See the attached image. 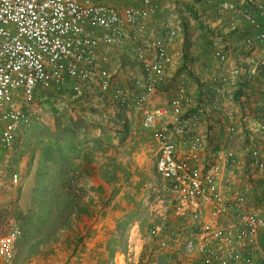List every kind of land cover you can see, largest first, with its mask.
I'll list each match as a JSON object with an SVG mask.
<instances>
[{"label": "rangeland", "instance_id": "rangeland-1", "mask_svg": "<svg viewBox=\"0 0 264 264\" xmlns=\"http://www.w3.org/2000/svg\"><path fill=\"white\" fill-rule=\"evenodd\" d=\"M223 1L161 0L154 22L178 29L176 62L149 107L167 104L185 84L194 100L189 113L200 109L196 133L211 151L231 149L238 156L223 184L246 192L249 209L264 214V177L256 167L264 156V44L248 43L254 26L219 12ZM231 1L242 6L246 0ZM252 10L264 31V16ZM112 60L116 82L130 86L139 71L133 57L118 50ZM33 112L0 159V236L14 222L21 231L9 264H55L66 256L65 264H160L156 252L147 261L139 254L140 238L153 224L171 232L176 223L162 220L168 205L156 168L158 142L142 126L141 113L110 109L95 90L84 100L49 96ZM82 115L104 121L76 124ZM175 138L185 149V136ZM131 234H139L134 243ZM134 246L137 258L126 259L123 253Z\"/></svg>", "mask_w": 264, "mask_h": 264}, {"label": "built area", "instance_id": "built-area-1", "mask_svg": "<svg viewBox=\"0 0 264 264\" xmlns=\"http://www.w3.org/2000/svg\"><path fill=\"white\" fill-rule=\"evenodd\" d=\"M120 1L122 7L110 0H0V159L30 125L38 102L52 95L84 100L95 90L110 109L141 113L142 126L158 142L156 168L168 205L161 216L176 226L171 232L164 223L150 227L146 261L158 241L162 248L173 245L171 264H264V214L249 209L246 192L223 184L239 164L237 154L211 151L196 133L200 109L189 113L194 100L185 84L167 104L149 107L171 77L178 29L155 24L161 0ZM253 6L263 17L261 0L242 6L225 0L219 12L241 15L255 29L248 43L264 44ZM118 50L138 67L130 86L115 80L112 55ZM216 56L225 58L219 47ZM176 133L185 136V149ZM256 167L264 177V156ZM20 234L14 222L0 236V264L12 262Z\"/></svg>", "mask_w": 264, "mask_h": 264}, {"label": "crops", "instance_id": "crops-1", "mask_svg": "<svg viewBox=\"0 0 264 264\" xmlns=\"http://www.w3.org/2000/svg\"><path fill=\"white\" fill-rule=\"evenodd\" d=\"M110 2H112L113 4H115V5H117V6H119V7H122L121 6V1L120 0H110ZM120 55V54H119ZM114 66L112 65V68H113ZM113 71H115V70H113ZM162 91V90H161ZM161 91H159V92H157V94L155 95V96H158V95H160L161 93ZM153 97H154V95H153ZM153 97H152V99H151V101H150V103H152V102H156L157 100H159L158 98L159 97H156L155 99H153ZM139 235V234H138ZM137 234H131L130 235V238L132 239V241H133V243L137 240V238L139 237ZM163 236V235H162ZM164 237V236H163ZM146 239H147V236H144V237H141L140 238V240L142 241V244L140 245V250H139V254L140 253H143L144 251H141L143 248H144V243H145V241H146ZM137 244V243H136ZM155 246H156V248L158 249V251H157V256H158V261L160 262V264H171V259H172V255H170L169 254V251H173L172 249H169V248H171V247H173V245H171L170 247H165V248H162V247H160L161 246V243L160 242H155ZM135 248L134 249H136V250H133V252L131 253V251H130V253L129 254H124L123 253V255L125 256V258L127 259V258H130V257H132V258H134V260L137 258V252L136 251H138V249L139 248H137V246H134ZM135 253V254H134ZM66 259H67V256L65 257V259L64 260H62V261H58L57 263H55V264H65V261H66ZM161 261H162V263H161ZM70 264V263H69Z\"/></svg>", "mask_w": 264, "mask_h": 264}, {"label": "trees", "instance_id": "trees-1", "mask_svg": "<svg viewBox=\"0 0 264 264\" xmlns=\"http://www.w3.org/2000/svg\"><path fill=\"white\" fill-rule=\"evenodd\" d=\"M242 85H246L245 83L244 84H242ZM242 94H243V92H242V90H241V88L240 89H238L236 92H235V99L236 100H238V101H240L241 100V96H242ZM83 122V123H86V122H88V121H98V122H103L104 120L103 119H97V118H92L91 116H88V115H82L81 117H80V119L77 121V122H75L76 124H81V122ZM84 126V125H83ZM84 127H86V126H84ZM83 146H84V144H83ZM86 154V156L87 155H89V152H85ZM69 190V189H68ZM32 215V213L30 212V213H28V216H31Z\"/></svg>", "mask_w": 264, "mask_h": 264}]
</instances>
